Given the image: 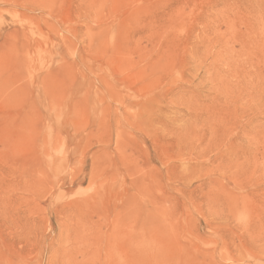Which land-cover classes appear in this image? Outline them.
Masks as SVG:
<instances>
[{
  "label": "rangeland",
  "instance_id": "1",
  "mask_svg": "<svg viewBox=\"0 0 264 264\" xmlns=\"http://www.w3.org/2000/svg\"><path fill=\"white\" fill-rule=\"evenodd\" d=\"M0 264H264V0H0Z\"/></svg>",
  "mask_w": 264,
  "mask_h": 264
}]
</instances>
